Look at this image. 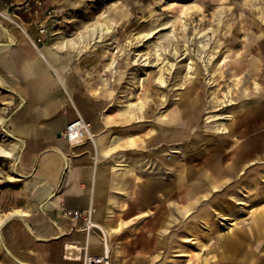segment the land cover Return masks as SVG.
Segmentation results:
<instances>
[{
	"label": "rangeland",
	"instance_id": "rangeland-1",
	"mask_svg": "<svg viewBox=\"0 0 264 264\" xmlns=\"http://www.w3.org/2000/svg\"><path fill=\"white\" fill-rule=\"evenodd\" d=\"M0 11L28 35L0 16L2 41H15L14 33L40 38L39 49L49 47L80 99L94 104L105 161L132 165L118 174L125 184L167 173L165 165L156 167L158 151L164 164L187 158L195 169L218 162L224 168L239 148L248 153L238 177L212 176L205 197H166L181 210L197 202L176 218L158 202L142 209L134 197H112L109 228L101 227L125 246L124 263L248 264L223 255L230 221L222 217H237V236L264 218V0H0ZM256 34L263 40H252ZM125 111L132 117L123 121ZM4 114L0 101V148L11 150ZM18 165L0 158V217L32 213L26 181L11 173ZM161 213L163 228L156 222ZM101 229L93 231L98 238Z\"/></svg>",
	"mask_w": 264,
	"mask_h": 264
},
{
	"label": "crops",
	"instance_id": "crops-1",
	"mask_svg": "<svg viewBox=\"0 0 264 264\" xmlns=\"http://www.w3.org/2000/svg\"><path fill=\"white\" fill-rule=\"evenodd\" d=\"M5 36L0 30V86L3 89L0 101L5 109L1 126L6 136L15 142L16 155L20 156L18 174L31 191L32 213H27L26 221L33 233L16 221L13 243L9 244L5 237L2 241L0 264H20L13 256L28 264H81L80 259L85 252L75 251L74 258L67 259L64 257L65 246L73 244L84 248L86 233H90L95 240L100 241V238L93 234L95 229L87 232L84 221L74 219L71 212L86 209L89 197H95L100 162L111 165V168L114 164L105 161L103 155L98 161L95 159L96 151L89 138L78 145L67 143L62 134L77 118L67 91L61 86H53L42 95L55 73L40 61L36 50L39 49L38 44L23 39L18 33L12 34L15 41H2ZM80 102L95 124V135L101 136L94 104L84 99ZM104 151L106 154L105 146ZM139 176L141 180L146 179V175ZM110 178L103 224L106 227L113 215L107 210L111 198L133 197L132 179L125 184L117 174L110 175ZM115 245L119 250L121 245ZM8 248L13 255L7 252ZM102 252L101 247L88 251L87 255L99 256ZM124 262L125 257L122 264ZM113 264H118L117 257Z\"/></svg>",
	"mask_w": 264,
	"mask_h": 264
},
{
	"label": "bare ground",
	"instance_id": "bare-ground-1",
	"mask_svg": "<svg viewBox=\"0 0 264 264\" xmlns=\"http://www.w3.org/2000/svg\"><path fill=\"white\" fill-rule=\"evenodd\" d=\"M0 16L2 17L4 23L15 26L22 34V36L25 39H28L26 29L22 27L15 19H13L8 14L2 11H0ZM0 30L1 33L6 32V30L2 28L1 24ZM146 35H148V33ZM252 38V40L254 41L263 40L261 34H256ZM9 40L11 41V37H9ZM61 45L62 44H58L57 47L62 48ZM36 50L38 52L37 55L40 61L45 65L49 66L55 73V77L49 80L50 86L42 91V95H45L49 88L53 86H61L67 91L69 95V102L73 107V111L76 113L77 117L81 118L88 126L87 136L96 151L95 159L97 160L99 156L102 158V155L104 156L105 154L103 142L104 137L103 135H95V124L93 123L92 119L88 117L87 111H85L81 105V99L77 94L74 79L71 75L64 76V69H60L62 62L58 59V56L51 51L49 47L46 46L42 48V50L41 48ZM183 53L187 54V50L183 49ZM187 56H189V53ZM2 91L3 89L0 86V92ZM131 117L132 116L130 115V113L125 111L122 120H128L131 119ZM15 140L17 142L19 141L17 139ZM132 143L133 141L130 140V144ZM16 150V146L11 150H4L0 148V158H4L7 160L17 159V161L19 162L20 156L15 155ZM55 152L57 153V151ZM162 152L163 151L157 152L158 156L156 161V167L162 168L165 165L169 169L168 172H161L155 175L150 174V176H154V180L150 179V176L148 175L149 173H145L148 176H146V179L144 180H141L134 176L132 178V180L134 181L132 188V196L134 197V201L138 203V206L140 208H149L153 202H158L162 205V207L166 206L167 208H169L167 211L168 216H174L175 218L177 216H181V212L188 213V211L191 209L190 207L194 206V204H196L197 202H194L190 206H187V208H185L184 210H181L176 206L170 207L166 205V197H177L178 199L184 202H188L193 197H205L206 193L208 192V187L212 182V176H214L215 181L218 180L219 177H224L226 179V176L228 174H231L233 176L232 179L238 177V172L242 166V162L248 156L245 155L248 154L246 151H243L241 148H239L236 151L240 154L238 155V159L232 161V163H230L224 168L221 165V162H218L217 164H213L206 169H203V167L201 169H195L197 165L191 166L188 162H185L187 158H185L184 160H178L176 158H173L168 162V164L162 163L163 156L160 155ZM219 154L220 153H218V156L221 157L222 153L220 155ZM197 164L199 165V163ZM126 168H130V170L132 171V165L129 166V163L122 164V162H116L114 163L112 168L111 165H106L102 162H100V164L98 165L96 183L94 187L95 197H89L86 209L82 210L89 214L90 223L94 229H101V226H103L104 224V219L106 217L105 203L108 198L106 197V195L111 181L110 175H118L120 172L125 171ZM126 171H128V173L130 172L129 169ZM11 173L17 178H22V176L16 173L14 169H11ZM164 175L165 180L171 177V179H169V181L171 180V182L166 185H159L162 182L161 176ZM158 186L160 187L159 189L157 188ZM75 212L77 211H72V215ZM160 215L161 216L156 219V222L157 225L160 226V228H163L165 218L162 217V213ZM27 217V213H23L20 211L12 212L6 214L3 217H0V247L4 237L9 244L13 243V241L15 240L16 234L14 230V223L16 221L23 224V227L28 232L33 233L29 223L26 221ZM144 217H147V214H144ZM204 217L208 218L209 215H205ZM222 218H225L226 221H230L229 224H224L225 226H223L225 227V231L223 232L224 240L221 242L223 255L227 258L229 256L236 255L237 260H240V262L246 261L248 262V264H264V218L257 219V221H254L252 227H245L246 230L240 236H237L236 232V230H238L237 223L235 221L237 220V217L229 216L227 217V219L226 217ZM101 231L103 236L100 238V241L95 240V238L92 237L90 233H86L84 237V248H78L73 244H67L64 250L69 251L71 249H75V251H77L78 253H82L84 251L87 257L88 251L102 247L104 250L107 249L109 251L111 264L115 262L116 257L118 258V264L123 263V246L119 247V250H117L115 242L112 239L113 232L111 230H105L103 228L101 229ZM245 241L248 242L249 246H246ZM7 252L13 255L11 249L8 248ZM13 258L20 264H28L24 261L19 260L17 257L13 256Z\"/></svg>",
	"mask_w": 264,
	"mask_h": 264
},
{
	"label": "built area",
	"instance_id": "built-area-1",
	"mask_svg": "<svg viewBox=\"0 0 264 264\" xmlns=\"http://www.w3.org/2000/svg\"><path fill=\"white\" fill-rule=\"evenodd\" d=\"M38 34L40 37H44L46 34L45 27L41 26L38 29ZM44 41H41L40 38L37 39L35 44H42ZM88 126L86 123L79 117H77L74 121H72L65 129L64 133L62 134L63 138L67 141V143L71 145H78L85 141L87 136ZM74 219H82L85 224V230L90 231L94 229L90 223L89 214L85 211H77L73 213ZM75 249H71L67 251V259H73V253ZM81 264H110V254L107 249H103V252L99 256H88L84 254L83 258L81 259Z\"/></svg>",
	"mask_w": 264,
	"mask_h": 264
}]
</instances>
